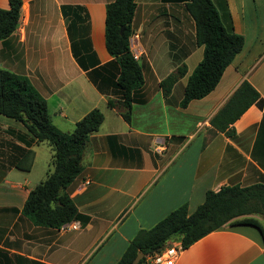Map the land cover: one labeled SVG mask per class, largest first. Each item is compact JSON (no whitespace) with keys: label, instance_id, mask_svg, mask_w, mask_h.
Masks as SVG:
<instances>
[{"label":"crops","instance_id":"obj_1","mask_svg":"<svg viewBox=\"0 0 264 264\" xmlns=\"http://www.w3.org/2000/svg\"><path fill=\"white\" fill-rule=\"evenodd\" d=\"M112 1L22 0L17 29L0 40V68L29 77L57 128L72 132L94 108L104 114L83 151L82 171L66 188L82 216L79 229L66 231L37 225L22 211L30 190L51 168V146L33 142L31 168H18L15 162L32 135L18 120L0 121V264H116L140 229L183 204L192 213L208 190L264 183L259 8L249 0H213L245 43L217 86L182 107L188 78L204 54L194 20L183 0H136L132 29L144 84L133 93L127 121L115 85L119 64L105 44ZM0 7L9 8L10 0H0ZM183 64L186 74L164 96L160 81ZM244 81L260 96L227 134L212 119ZM159 143L161 151L155 150ZM261 215L252 216L261 222ZM176 264H264V236L253 225L225 224L185 247Z\"/></svg>","mask_w":264,"mask_h":264},{"label":"trees","instance_id":"obj_2","mask_svg":"<svg viewBox=\"0 0 264 264\" xmlns=\"http://www.w3.org/2000/svg\"><path fill=\"white\" fill-rule=\"evenodd\" d=\"M195 24L198 45L204 46L202 60L188 78L181 106L193 99L209 94L219 83L225 69L242 50L245 38L223 21L213 0H183ZM22 0H10L9 8L0 7V40L10 36L18 27ZM136 0H113L106 8L105 44L108 52L119 64L115 85L122 92V116L131 120L133 93L144 84L141 64L132 53L130 37ZM124 27L121 32V28ZM187 72L185 64L163 78L159 86L168 96L177 80ZM259 92L244 81L229 102L213 117L212 124L230 134V126L259 99ZM110 106L116 102L109 100ZM0 114L18 120L32 135L28 148L15 162V166L29 170L35 152L33 142L48 143L52 150L51 168L45 179L29 192L23 213L35 224L59 228L63 223L82 216L66 191L68 185L82 171V156L90 134L100 127L104 114L94 108L76 122L72 132H63L51 119L46 98L33 85L28 76L0 68ZM253 214L264 215V183L250 186L228 185L208 190L203 203L192 212L183 204L149 229H140L130 241L116 264H133L138 252L144 264L149 254L159 250L167 241L178 237L188 247L208 233L225 224H249L264 236L262 223Z\"/></svg>","mask_w":264,"mask_h":264},{"label":"built area","instance_id":"obj_3","mask_svg":"<svg viewBox=\"0 0 264 264\" xmlns=\"http://www.w3.org/2000/svg\"><path fill=\"white\" fill-rule=\"evenodd\" d=\"M138 37V34H132L130 37V47L132 53L136 59L140 57V53L136 50L135 38ZM163 144L159 143L155 147V150L161 151L163 149ZM81 224L79 221L72 220L66 223H63L59 228L66 230L79 229ZM184 245L181 241H177L175 238L167 241L159 250L155 251L152 254H149L144 264H176L180 254L184 250Z\"/></svg>","mask_w":264,"mask_h":264},{"label":"rangeland","instance_id":"obj_4","mask_svg":"<svg viewBox=\"0 0 264 264\" xmlns=\"http://www.w3.org/2000/svg\"><path fill=\"white\" fill-rule=\"evenodd\" d=\"M249 3H250V5L252 6V7H258L259 8V10L261 11V14L264 16V0H257V2L256 3H254V1L253 0H249ZM187 11V10H186ZM187 13H189L188 11H187ZM2 117H4V118H2L0 121H1V123H6V124H9V123H12V122H10V121H13V122H17L16 120H14V119H12V118H8V117H6V116H3V115H1ZM7 120V121H6ZM18 123V122H17ZM262 216V218H261V222L264 224V215H261Z\"/></svg>","mask_w":264,"mask_h":264},{"label":"water","instance_id":"obj_5","mask_svg":"<svg viewBox=\"0 0 264 264\" xmlns=\"http://www.w3.org/2000/svg\"><path fill=\"white\" fill-rule=\"evenodd\" d=\"M124 27L121 28V32L123 31ZM143 257L142 252H138L137 256L133 260V264H138L141 258Z\"/></svg>","mask_w":264,"mask_h":264}]
</instances>
